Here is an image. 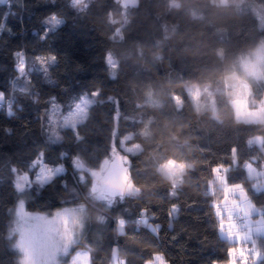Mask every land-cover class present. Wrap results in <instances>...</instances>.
Returning <instances> with one entry per match:
<instances>
[{
  "label": "trees",
  "instance_id": "obj_1",
  "mask_svg": "<svg viewBox=\"0 0 264 264\" xmlns=\"http://www.w3.org/2000/svg\"><path fill=\"white\" fill-rule=\"evenodd\" d=\"M248 1L264 10V0ZM81 4L0 3L5 24L0 28V92L5 94L0 103V264H19L10 226L20 199L30 213L82 208L83 231L60 264L86 249L90 264H112L116 247L125 264H147L157 254L168 264H228L231 249L251 244L237 235L238 242L221 236L216 204L233 203L225 189L240 185L264 212V190L254 187L264 185V178L251 179L246 169H264V121H239L226 90L213 91L217 119H212L211 110H196L187 87L225 85L235 73L247 77L237 60L264 41V28L252 11L232 2L181 0L179 9L169 0H138L127 8L120 0H86L84 10ZM52 16L62 24L49 26ZM16 53H23L24 75L15 67ZM109 54L117 61L114 77ZM39 59L51 61L45 71L38 68ZM247 80L249 108L256 110L264 100V79ZM150 90L152 100L146 95ZM94 92L98 96L85 121L76 130L62 128L60 140L52 142L45 127L51 98L66 114ZM9 102L12 116L7 115ZM128 136L126 144L139 147L134 154L122 149ZM257 137L261 145L249 144ZM38 153L47 167L63 166L66 172L19 193L17 172H28ZM111 156L127 158L128 175L140 195L111 198L102 190L97 195L92 174ZM171 161L186 165L175 195L158 172ZM238 217L245 234L246 222ZM119 220L125 223L123 235L117 232ZM255 242L262 254L257 264H264V236ZM252 259L245 256L242 264Z\"/></svg>",
  "mask_w": 264,
  "mask_h": 264
},
{
  "label": "rangeland",
  "instance_id": "obj_2",
  "mask_svg": "<svg viewBox=\"0 0 264 264\" xmlns=\"http://www.w3.org/2000/svg\"><path fill=\"white\" fill-rule=\"evenodd\" d=\"M78 2L82 3L79 9L84 10L86 8V0H78ZM231 2L236 4L241 10L252 11L258 18L260 27L264 28V10L260 5L248 0H231ZM120 3L123 7L127 8L136 5L138 0H120ZM54 19L60 21L59 25L63 22L61 19L52 16L49 18V26H59L52 22ZM249 58L251 59V57ZM50 62L51 61L39 59L37 66L40 70L45 71ZM108 62L111 66V76L114 77L116 76L117 61L109 54ZM24 74L25 72L23 75ZM247 78L248 77L243 78L235 73L227 77L225 85L213 87L207 84H191L187 89L197 111H212L213 109L217 111L215 97L212 95L213 91L226 90L227 94L232 97V105L239 121L251 123L264 121V100L256 110L249 108L251 87ZM97 96L98 92H94L91 96H84L76 108L66 114H63L58 103L56 105V107L59 108L58 111H55L51 107L46 116L45 122L46 132L50 140L52 142H58L60 140V130L62 128L76 130L77 126L85 121L88 109L94 103ZM2 101L3 100H0V103ZM177 104L180 105V102L177 101ZM129 139H131V136L124 139L122 149L126 154H134L138 152L139 147L137 145H127L126 141ZM257 139H259V142H255ZM254 142L261 145V138H255ZM111 160L112 156L102 164L99 171L92 174L95 188L98 190L97 195H102V192L104 194V190L101 186L102 173L109 167ZM124 160L127 161V158L124 157ZM41 167H43V171H41ZM58 167L64 168L63 166ZM163 167L173 180H179L185 171L186 165L171 161ZM247 170L249 178L251 179L260 181L264 178V169L258 170L252 165H248ZM26 173L29 176V181H22L24 184V190L18 191L19 193H23L25 190L35 185H44L55 176L61 174L56 173L53 169L47 167L43 161H41L36 167H30L28 172H17V176H22ZM225 173V170L224 172H221V176ZM176 189L173 190V195L176 194ZM256 189L259 191L264 190V185L257 182ZM225 195H231L235 200H232L233 203H228L227 201L230 200L224 199L216 204L217 213L221 221V236L234 242L236 237L232 235L231 230L233 229L234 235L236 236V220L239 218L238 215H241L246 222V233L249 237L253 238L251 245L247 246L245 250L239 247L231 249L230 261L228 264H242L245 256L250 255H253L251 264H257L262 258V254L258 250L255 240L258 236H264V212L256 208L249 201L244 189L240 185L227 186L225 189ZM106 200L107 202H110L109 199ZM21 205H23V207H21ZM74 212L76 214L75 217L73 215ZM120 221L123 220L118 221V233L121 227L123 232L125 231V223L123 221V225H121ZM84 222L85 215L82 208H65L58 210L53 214L30 213L26 210L24 200L20 199L13 211L10 226V237L14 240L13 247L19 255V264H60V258L68 254L71 247L80 237V234L83 231ZM150 228L155 227L151 226ZM115 249L118 250L117 247ZM74 257L76 258V264H90L91 252L87 249L77 251L71 257L69 264H73ZM153 264L168 263L163 256L158 258L156 255Z\"/></svg>",
  "mask_w": 264,
  "mask_h": 264
},
{
  "label": "clouds",
  "instance_id": "obj_3",
  "mask_svg": "<svg viewBox=\"0 0 264 264\" xmlns=\"http://www.w3.org/2000/svg\"><path fill=\"white\" fill-rule=\"evenodd\" d=\"M211 2L217 6H224L231 2V0H211ZM170 7H174L179 9L181 7V0H169ZM113 23H116L118 21L113 20ZM219 55L223 56V53H219ZM251 57V59L249 58ZM157 59H160L161 57L157 55ZM237 62L239 63L241 69L245 73L247 77H251L253 79H264V41L259 42L255 48L251 49L249 53L243 57H239ZM147 97L152 100L154 99V93L153 91H148L146 93ZM199 114V113H198ZM210 118L217 119V114L215 109L211 111ZM239 123V121H237ZM254 141L249 140V144H252ZM255 142H259V139H257ZM158 172L161 174V177L168 183L172 185L173 189H176L179 187L183 180L182 178L179 180H173L167 173V171L164 169L163 166L158 169ZM254 187H256L254 185ZM129 195L138 196L140 195V190L135 189L133 192L128 193ZM115 195V193H113ZM121 196L123 198V193H121ZM74 217L76 216L75 212L73 213ZM97 220L101 221L103 220L102 217H97ZM119 234L123 235L122 227L119 230ZM113 260L112 264H125L124 258L121 256L119 251L117 249H113ZM73 264H76V258H73Z\"/></svg>",
  "mask_w": 264,
  "mask_h": 264
},
{
  "label": "water",
  "instance_id": "obj_4",
  "mask_svg": "<svg viewBox=\"0 0 264 264\" xmlns=\"http://www.w3.org/2000/svg\"><path fill=\"white\" fill-rule=\"evenodd\" d=\"M128 167L125 165L124 160L121 157H114L109 167L104 172L101 179V186L104 190V194L114 198L120 197L121 193L128 195L133 192L136 187L132 179L128 175ZM115 193V195H113Z\"/></svg>",
  "mask_w": 264,
  "mask_h": 264
},
{
  "label": "snow or ice",
  "instance_id": "obj_5",
  "mask_svg": "<svg viewBox=\"0 0 264 264\" xmlns=\"http://www.w3.org/2000/svg\"><path fill=\"white\" fill-rule=\"evenodd\" d=\"M8 2H9V0H0V3H8ZM52 2H54V0H52ZM52 22L54 24H56V25L60 24L59 20H55L54 19ZM4 25H5L4 23H0V28H3ZM47 37H48L47 35H44V34L42 35L43 39H47ZM16 56L19 58V60H18V64L15 65V67H18L19 73L23 74L25 72V62H24V59H23V53H16ZM51 59L55 60V57H52ZM41 62H43V61H41ZM4 98H5V94L3 92H0V100H3ZM50 104H51V107L55 111L59 110V108L56 107L57 103H56L54 98H51ZM13 114L14 113L11 110V102H9V110L7 111V115L8 116H12ZM7 131H10V130H7ZM43 157H44L43 153H38V158L30 164V167H36L38 164H40L41 161L43 160ZM50 168L53 169L56 173H65L66 172L65 169L62 168V167H50ZM40 169H41V171H43V167H41ZM11 171L13 173H16L17 169H11ZM22 181L23 182H28L29 181V176H28L27 173L22 175V176H17L16 181H15V185H14L16 191H23L24 190V184L22 183ZM21 207H23V205H21ZM120 223H121V225H123V221H120ZM140 223H143V224L147 225L148 221L141 220ZM148 230L153 235L157 234V229L156 228H150ZM162 256H163V254H157L158 258H160ZM216 264H227V261L225 260L223 262H216Z\"/></svg>",
  "mask_w": 264,
  "mask_h": 264
},
{
  "label": "crops",
  "instance_id": "obj_6",
  "mask_svg": "<svg viewBox=\"0 0 264 264\" xmlns=\"http://www.w3.org/2000/svg\"><path fill=\"white\" fill-rule=\"evenodd\" d=\"M258 145V144H257ZM259 146V145H258ZM248 168V165H246V169ZM248 171V170H247ZM249 176V175H248ZM232 231V235L235 237V235H234V231H233V229L231 230ZM247 232V231H246ZM239 241V239H235L234 240V242H238ZM242 241L243 242H247V243H252V241H253V238L252 237H249L248 236V234L247 233H245L244 235H243V237H242ZM155 258V257H154ZM153 261H154V259L152 260V261H150V262H148L147 264H153Z\"/></svg>",
  "mask_w": 264,
  "mask_h": 264
},
{
  "label": "built area",
  "instance_id": "obj_7",
  "mask_svg": "<svg viewBox=\"0 0 264 264\" xmlns=\"http://www.w3.org/2000/svg\"><path fill=\"white\" fill-rule=\"evenodd\" d=\"M236 225H237L236 234L239 238H242L244 234V226L240 218H237Z\"/></svg>",
  "mask_w": 264,
  "mask_h": 264
}]
</instances>
